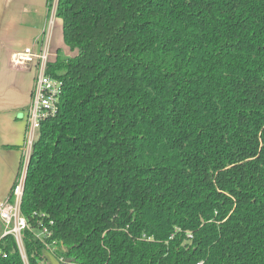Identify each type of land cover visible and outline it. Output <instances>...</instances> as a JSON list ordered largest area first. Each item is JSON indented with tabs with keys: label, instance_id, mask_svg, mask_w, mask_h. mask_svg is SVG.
<instances>
[{
	"label": "trees",
	"instance_id": "1",
	"mask_svg": "<svg viewBox=\"0 0 264 264\" xmlns=\"http://www.w3.org/2000/svg\"><path fill=\"white\" fill-rule=\"evenodd\" d=\"M55 15L74 55L46 65L62 88L26 169L27 264H264V0Z\"/></svg>",
	"mask_w": 264,
	"mask_h": 264
},
{
	"label": "crops",
	"instance_id": "2",
	"mask_svg": "<svg viewBox=\"0 0 264 264\" xmlns=\"http://www.w3.org/2000/svg\"><path fill=\"white\" fill-rule=\"evenodd\" d=\"M63 47L62 20L47 0H0V203L21 173L26 115L38 73L34 64L14 67L11 57L25 48H46L52 63Z\"/></svg>",
	"mask_w": 264,
	"mask_h": 264
},
{
	"label": "built area",
	"instance_id": "3",
	"mask_svg": "<svg viewBox=\"0 0 264 264\" xmlns=\"http://www.w3.org/2000/svg\"><path fill=\"white\" fill-rule=\"evenodd\" d=\"M55 5L53 6L54 10ZM48 63H50L49 52L46 48L38 51H34L32 48H25L20 52L14 53L11 57V64L14 67H24L27 64H34L38 70L31 92V104L26 115L21 173L11 189L10 197L0 203V241L5 236L13 237L25 264L27 259L22 244V234L25 230L29 229V226L25 217L21 214L20 205L24 191L26 169L33 145L38 137L41 122L55 116L59 111V95L62 88L61 81L46 74V65ZM44 234H48L45 228L42 234H38L37 237L40 238ZM1 257H6V254L0 248Z\"/></svg>",
	"mask_w": 264,
	"mask_h": 264
},
{
	"label": "rangeland",
	"instance_id": "4",
	"mask_svg": "<svg viewBox=\"0 0 264 264\" xmlns=\"http://www.w3.org/2000/svg\"><path fill=\"white\" fill-rule=\"evenodd\" d=\"M52 7H51V11L53 10V6L55 5V0L52 2ZM52 15V14H51ZM54 16V15H52ZM74 55V53H72L65 45L63 47V50H61L60 52V58L61 59H66L68 57H72ZM45 257L47 258L48 262H51V264H57L53 259L52 257L50 256V252L49 250L48 251H45L44 253ZM27 264V262H26Z\"/></svg>",
	"mask_w": 264,
	"mask_h": 264
}]
</instances>
